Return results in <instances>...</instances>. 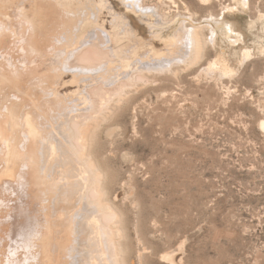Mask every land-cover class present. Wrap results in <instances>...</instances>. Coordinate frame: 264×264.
I'll list each match as a JSON object with an SVG mask.
<instances>
[{
  "label": "bare ground",
  "instance_id": "obj_1",
  "mask_svg": "<svg viewBox=\"0 0 264 264\" xmlns=\"http://www.w3.org/2000/svg\"><path fill=\"white\" fill-rule=\"evenodd\" d=\"M160 9L144 0H0V264H127L123 217L92 152L103 115L137 80L193 66L219 34L242 36L223 18L190 13L188 27ZM223 56L204 72L229 73Z\"/></svg>",
  "mask_w": 264,
  "mask_h": 264
},
{
  "label": "rangeland",
  "instance_id": "obj_2",
  "mask_svg": "<svg viewBox=\"0 0 264 264\" xmlns=\"http://www.w3.org/2000/svg\"><path fill=\"white\" fill-rule=\"evenodd\" d=\"M144 2L188 27L190 13L223 18L242 38L219 34L193 66L129 83L103 115L92 152L123 217L125 262L264 264V0L240 14L236 0ZM219 54L232 70L205 73Z\"/></svg>",
  "mask_w": 264,
  "mask_h": 264
}]
</instances>
